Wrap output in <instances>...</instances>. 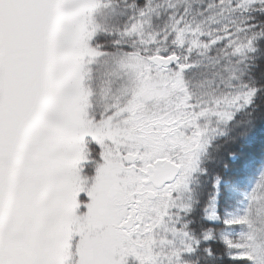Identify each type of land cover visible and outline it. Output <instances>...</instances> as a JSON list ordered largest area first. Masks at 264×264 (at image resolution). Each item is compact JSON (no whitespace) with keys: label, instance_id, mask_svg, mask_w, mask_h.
<instances>
[{"label":"snow or ice","instance_id":"6c2138e0","mask_svg":"<svg viewBox=\"0 0 264 264\" xmlns=\"http://www.w3.org/2000/svg\"><path fill=\"white\" fill-rule=\"evenodd\" d=\"M0 264H264V0H0Z\"/></svg>","mask_w":264,"mask_h":264}]
</instances>
